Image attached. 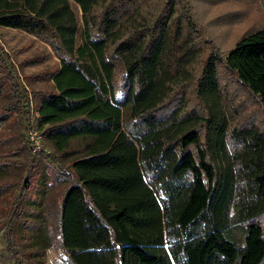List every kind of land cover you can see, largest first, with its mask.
<instances>
[{"label":"trees","instance_id":"16d2710c","mask_svg":"<svg viewBox=\"0 0 264 264\" xmlns=\"http://www.w3.org/2000/svg\"><path fill=\"white\" fill-rule=\"evenodd\" d=\"M0 27L46 40L59 58L30 74L52 81L33 88V120L0 38V124L15 113L0 156H24L0 159V174L28 173L0 182L12 191L11 264L54 246L60 264H264V129L233 123L222 78L264 112V26L223 53L192 0H0ZM34 125L52 149L42 148L48 177Z\"/></svg>","mask_w":264,"mask_h":264},{"label":"rangeland","instance_id":"374dc122","mask_svg":"<svg viewBox=\"0 0 264 264\" xmlns=\"http://www.w3.org/2000/svg\"><path fill=\"white\" fill-rule=\"evenodd\" d=\"M194 2L195 14L200 28L204 35L214 40L221 52H227L236 41L246 32L258 29L264 26V0H192ZM0 38L4 42L6 48L10 51L12 59L17 67V74L20 80H23L29 92L30 111L32 119L38 114L35 104L39 101V96L35 95L33 88H50L52 81L49 79H36L30 74L34 71H42L43 68H53L58 65L59 58L56 55L52 45L44 39L36 37L25 32L2 28L0 27ZM40 59V63L32 64V58ZM198 65V64H197ZM30 76V78L28 77ZM1 77V73H0ZM222 78L225 85V91L230 99L228 102L230 114L233 117L234 124L256 123L264 129V112L258 99L251 94L246 88L234 80V76L228 71H222ZM7 84L4 89L9 87L10 80H6ZM24 85V84H23ZM6 96H0V110L6 104ZM193 102L194 99H193ZM15 113H10L11 119L0 124V137L12 134L14 131ZM33 131L38 140L39 146L34 150L40 162L39 167L42 171L41 175L48 177V172L51 173L52 165L47 166V161L43 158V151L49 153L52 149L49 146L44 147L45 140L41 131L34 125L29 129ZM31 139V138H30ZM33 140V139H31ZM13 139L0 141V149H8L12 145ZM14 144V142H13ZM42 148H45V150ZM23 154L1 155L0 159L23 158ZM7 172L0 174V182L12 181L13 184L21 182V175L18 174L12 167L8 168ZM24 178V177H23ZM22 178V179H23ZM16 180V181H15ZM31 180L37 182L36 176L31 175ZM14 187V186H13ZM35 187L27 191V198H31L34 194ZM11 190L0 193V264H11L7 258L5 250V242L3 238L4 227L2 221L6 217L8 208L7 197L11 195ZM35 252V253H33ZM28 258L25 257L24 264H60L58 259L59 250L56 246L41 251H33ZM32 256V259H31Z\"/></svg>","mask_w":264,"mask_h":264},{"label":"built area","instance_id":"2783aa9c","mask_svg":"<svg viewBox=\"0 0 264 264\" xmlns=\"http://www.w3.org/2000/svg\"><path fill=\"white\" fill-rule=\"evenodd\" d=\"M30 138L33 139L32 141H36V143H34V150H37V147L39 146L38 140L35 137V134L33 133L32 130H30Z\"/></svg>","mask_w":264,"mask_h":264}]
</instances>
